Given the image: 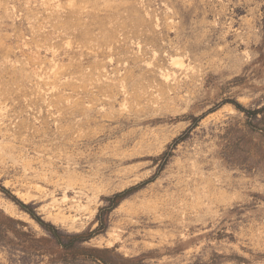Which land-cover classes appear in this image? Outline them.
Returning a JSON list of instances; mask_svg holds the SVG:
<instances>
[{
  "label": "rangeland",
  "instance_id": "rangeland-1",
  "mask_svg": "<svg viewBox=\"0 0 264 264\" xmlns=\"http://www.w3.org/2000/svg\"><path fill=\"white\" fill-rule=\"evenodd\" d=\"M234 101L264 107V0H0V186L80 246L264 264V110ZM65 258L0 188V264H98Z\"/></svg>",
  "mask_w": 264,
  "mask_h": 264
},
{
  "label": "trees",
  "instance_id": "trees-1",
  "mask_svg": "<svg viewBox=\"0 0 264 264\" xmlns=\"http://www.w3.org/2000/svg\"><path fill=\"white\" fill-rule=\"evenodd\" d=\"M234 105L247 113L250 118L257 117L258 114L264 110L263 108L258 109H248L243 106L241 103L234 101ZM185 136H180L177 140L183 138ZM141 184L128 188L124 191L115 193L112 197L108 198L110 201V208L115 207L120 200L126 197L135 189H138ZM0 188L10 195L15 201H17L20 206L28 211L31 216L48 232V236L53 241V244L58 246L62 252L64 253V257H66L67 262L77 261L79 259H90L98 264H146L143 258L140 257H125L123 255L114 253V249L111 248H96V247H83L80 246V243H83L89 240L94 231H83L78 233H69L65 230L58 228L51 222L45 221L41 216H39L30 206V204H26L13 196L10 191L4 187L0 186ZM103 222V221H102ZM104 223V222H103Z\"/></svg>",
  "mask_w": 264,
  "mask_h": 264
}]
</instances>
